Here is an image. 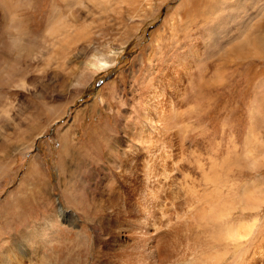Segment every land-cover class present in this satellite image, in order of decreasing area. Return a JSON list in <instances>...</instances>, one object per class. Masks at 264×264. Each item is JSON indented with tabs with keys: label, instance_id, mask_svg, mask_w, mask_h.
Here are the masks:
<instances>
[{
	"label": "rangeland",
	"instance_id": "374dc122",
	"mask_svg": "<svg viewBox=\"0 0 264 264\" xmlns=\"http://www.w3.org/2000/svg\"><path fill=\"white\" fill-rule=\"evenodd\" d=\"M96 1L21 0L34 45L0 83V264H264V201H245L264 164L244 158L252 137L264 154V0ZM243 222L236 263L215 232Z\"/></svg>",
	"mask_w": 264,
	"mask_h": 264
},
{
	"label": "bare ground",
	"instance_id": "6f19581e",
	"mask_svg": "<svg viewBox=\"0 0 264 264\" xmlns=\"http://www.w3.org/2000/svg\"><path fill=\"white\" fill-rule=\"evenodd\" d=\"M98 1V0H97ZM96 1V2H97ZM99 1H104V0H99ZM98 1V2H99ZM105 2V1H104ZM23 6L21 0H1V17H3V21L5 24H3L4 27H7V39L6 37L1 41L0 43V83H4V82H8L9 80L13 79L15 76V73L17 72V56L19 54H21L22 51H25L26 53H29L32 50V47L34 45L33 42L30 41H26L25 36H24V32H23V26H22V19L21 16L18 14L20 8ZM74 15V14H72ZM1 19V20H2ZM2 21V22H3ZM6 30V28H5ZM63 30V29H62ZM6 34V33H5ZM13 37H18V38H22L23 40V44L21 47L19 48H14L12 47L10 41ZM24 53V52H23ZM105 65V64H104ZM260 105V104H259ZM262 105V104H261ZM259 109V108H258ZM257 111V110H255ZM264 111V110H263ZM261 111V112H263ZM164 112V111H163ZM169 115V114H168ZM167 116V115H166ZM171 116V115H170ZM264 116V115H263ZM160 121V120H159ZM252 137V136H251ZM259 139L257 140L255 137H252L250 139V142H248V148L245 149L247 150V154H245L244 158L246 160H248V167L251 169H256L258 168L260 165H262V163L264 164V154H262L261 156H258L257 154V148L260 147L261 143L258 142ZM250 143V144H249ZM244 151V149H243ZM246 153V151H245ZM264 153V152H263ZM244 154V152H243ZM241 158V157H240ZM239 161V160H238ZM241 162V161H240ZM244 166V165H243ZM133 180V179H132ZM116 193V192H115ZM256 196L255 199H253L250 202V198L252 196ZM116 196V195H115ZM109 205L113 204L114 206L117 205L116 210H114V212L120 214L121 212H123V205L121 206L120 204H118V202L120 201V198H112L110 199V197L107 198ZM245 201H247L249 203V208L250 209H255L257 208L260 204L263 203L264 201V197L260 196L257 192L251 193V190L246 191L245 193ZM112 206V205H111ZM113 206V207H114ZM111 208V207H110ZM112 209V208H111ZM127 209V208H126ZM132 209V208H131ZM113 210V209H112ZM111 210V211H112ZM125 211V210H124ZM130 211V210H129ZM113 213V212H111ZM128 213V212H127ZM122 214V213H121ZM125 214V213H124ZM129 215V214H128ZM244 223V222H243ZM256 229V227H251V223H244L242 224V227H217V231L215 232L217 234V240L219 241H224L225 243H228L229 246L233 247L234 250L237 249L236 253H238L239 255H237L238 257H234L233 260L234 262H240L242 258V254L240 253V250L242 249L241 247V241L243 239H247L252 232ZM111 233V232H110ZM115 235V234H113ZM118 235V234H117ZM114 237V236H113ZM117 237V236H116ZM120 238V236H118ZM118 238V239H119ZM128 239V238H127ZM154 240V239H153ZM152 240V241H153ZM171 240V239H170ZM21 241V240H20ZM116 241V240H113ZM122 240H119V242H121ZM150 241V240H149ZM148 241V242H149ZM125 242V241H124ZM155 242V241H154ZM257 245H262L261 242H264V240L261 237L257 238ZM116 243V242H115ZM156 243V242H155ZM231 243H234L233 245ZM261 243V244H260ZM14 245H16V243H13ZM119 244V243H118ZM128 244V243H127ZM133 244V243H132ZM135 244V243H134ZM157 244V243H156ZM224 244V243H223ZM13 245V246H14ZM18 245V244H17ZM227 245V244H226ZM152 248H155L154 246L151 245ZM261 246L258 247L257 249V255L262 254L263 250ZM12 249V248H11ZM10 249V250H11ZM16 249H18V254H26L25 253V249L23 246H16ZM122 249V248H121ZM120 249V250H121ZM15 250V249H14ZM158 250V248L156 249ZM123 251V250H122ZM152 251V250H151ZM156 252V251H155ZM123 253V252H122ZM151 253V252H150ZM152 254V253H151ZM230 252L227 251L226 253L223 252H216L214 254H211L210 260L214 263H219L220 260H222V257L224 255H229ZM210 255V254H209ZM18 256V255H17ZM15 254V257L18 258ZM22 256V255H21ZM120 256V257H119ZM129 256V255H128ZM12 257V256H10ZM117 258V262L115 264H132V259L130 261V259L125 256V255H120L118 254ZM207 257V256H206ZM209 257V256H208ZM207 257V258H208ZM112 258V257H111ZM160 258V257H159ZM19 259V258H18ZM21 260V259H20ZM209 260V259H207ZM232 260V261H233ZM16 261V260H14ZM22 261V260H21ZM21 261L19 264H21ZM25 261V260H24ZM160 261V260H159ZM18 262V261H16ZM242 263V262H240ZM30 264V263H29Z\"/></svg>",
	"mask_w": 264,
	"mask_h": 264
},
{
	"label": "clouds",
	"instance_id": "9594fccd",
	"mask_svg": "<svg viewBox=\"0 0 264 264\" xmlns=\"http://www.w3.org/2000/svg\"><path fill=\"white\" fill-rule=\"evenodd\" d=\"M10 43H11L12 47H14V48H19V47L22 46V44H23V40H22V38L13 37V38L11 39Z\"/></svg>",
	"mask_w": 264,
	"mask_h": 264
}]
</instances>
